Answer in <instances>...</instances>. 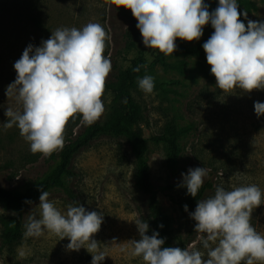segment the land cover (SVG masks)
I'll return each instance as SVG.
<instances>
[{
    "label": "rangeland",
    "instance_id": "obj_1",
    "mask_svg": "<svg viewBox=\"0 0 264 264\" xmlns=\"http://www.w3.org/2000/svg\"><path fill=\"white\" fill-rule=\"evenodd\" d=\"M237 2L246 24L248 20L264 22V0ZM204 3L212 13L219 0ZM102 5L104 0H0V185L25 192L50 172L52 164L50 156L31 152L18 127H3L9 119L5 115L7 108L23 111L15 89L12 95H6L18 75L14 64L29 45L41 47L58 28L82 29L90 22L99 23L107 33L104 56L112 65L107 83L132 66L138 50L143 51L147 68L136 72L135 86L127 91L129 97L125 94L117 101L112 93L104 92L105 111L96 123L109 125L116 110L129 101L139 113L132 128L144 138L150 140L167 126L185 130L179 140L182 151L172 164L167 160L166 145L149 141L151 180L173 245H192L207 259V249L200 243L196 221L190 215L196 209L187 206L185 211L183 205L190 195L181 186L182 174H187L189 168L208 170L203 184L210 182L213 188L202 200L214 196L217 187L232 190L255 184L264 194V116L258 117L254 108L255 102L264 103V90L224 92L217 87L206 58L180 52L185 42L190 49L205 53L203 45L215 31L210 23L197 41L177 39V50L161 61L157 57L161 53L145 47L138 27L125 20L115 6L109 10ZM244 12L248 13L247 19ZM130 39L136 47L129 49ZM145 75L154 77L153 94L146 95L139 89L137 80ZM86 126L79 116L70 120L64 144ZM70 170L72 175L64 174L61 186L47 191L49 200L62 214L69 204H80L89 212L103 215L101 229L93 237L106 254L101 264H145L131 254V240L140 239L137 220L146 221V234H152L147 196L138 187L130 146L109 131L101 132L89 147L73 157ZM39 204L40 199L26 205L25 224L29 214L38 216ZM3 216L16 217L18 212L0 200V218ZM250 222L257 233L264 235V197L261 205L252 209ZM2 232L0 223V264H92L87 249H67L68 238L60 240L48 233L25 238L23 234L18 244L7 245Z\"/></svg>",
    "mask_w": 264,
    "mask_h": 264
},
{
    "label": "clouds",
    "instance_id": "obj_2",
    "mask_svg": "<svg viewBox=\"0 0 264 264\" xmlns=\"http://www.w3.org/2000/svg\"><path fill=\"white\" fill-rule=\"evenodd\" d=\"M104 5L109 10L112 6L130 10L145 47L165 56L177 50V39L199 40L210 23L215 31L203 48L217 87L224 92L264 90V22L248 20L246 27L237 0H219L212 13L204 0H104ZM243 16L247 19L248 13ZM106 38L99 23L90 22L82 29L58 28L41 47L29 45L14 64L18 75L6 95L15 89L23 111L7 108L9 119L3 127H18L33 154L48 157L62 149L66 126L73 118L79 116L82 123L92 125L102 117V98L112 68L104 56ZM141 67L146 69L147 65L133 71L140 72ZM137 83L146 95L153 94V76L138 78ZM254 108L258 117L264 116V103L257 101ZM207 175L204 167L189 168L182 174L181 186L195 198ZM40 191L39 214H29L24 237L39 238L48 233L60 240L68 238L67 249L85 248L92 255V264H101L106 254L93 237L101 229L103 215L80 204H69L62 214L49 200L50 193ZM262 197L260 188L253 184L232 190L217 187L214 196L198 201L190 215L196 221L198 239L207 249V259L192 245L164 247L165 240L158 232L146 234L149 225L142 219L136 221L140 239L131 240V254L145 264H264V235L250 222L252 209L261 205Z\"/></svg>",
    "mask_w": 264,
    "mask_h": 264
},
{
    "label": "trees",
    "instance_id": "obj_3",
    "mask_svg": "<svg viewBox=\"0 0 264 264\" xmlns=\"http://www.w3.org/2000/svg\"><path fill=\"white\" fill-rule=\"evenodd\" d=\"M206 1V0H204ZM118 13L132 26L137 27L138 21L132 15L130 10L117 8ZM241 21L247 27L244 20ZM136 47L134 40L130 39L128 48ZM158 51V50H157ZM159 52V51H158ZM181 53H194L202 58H206V53L200 52L197 49H190L184 42ZM159 60L163 61L167 56L157 55ZM132 66L122 72L121 75L113 82H106L105 92L112 93L116 100H121L130 88L135 86V75L136 72L133 68L141 65H145L144 53L142 50H138L137 56L131 61ZM142 68V67H141ZM183 68V67H181ZM136 117H139V113L136 111L135 106L129 101L124 105L123 108L116 110L111 123L107 126L94 123L87 125L84 129L80 130L69 142L63 145V148L54 152L50 156V172L40 179L35 186L29 188L25 192H21L16 189L6 188L0 185V200L6 204L14 207L18 212V216L10 217L3 216L0 218V223L3 227L2 238L3 242L7 245L18 244L23 238L24 225H25V213H26V201H36L40 199L42 188L44 191H48L52 187L61 186L62 176L64 174L72 175L70 166L73 157L78 154L81 150L89 147L94 142L101 132L109 131L114 136L123 139L131 149L133 156L137 184L141 192L147 196V211L150 219V230L158 232L159 237L165 240L164 247H175L168 236L169 227L162 214L161 207L158 204L157 192L154 189L150 165L148 160L149 153V141L155 144H165L167 147V160L169 163H174L177 157L181 153V147L179 140L184 134L185 130H179L176 126H167L163 133L153 136L150 140L143 137V135L132 128V123ZM212 183L208 182L202 185L197 196L194 198L191 195L188 200L183 203L192 209H196L198 201L202 200L207 191L212 189ZM174 200L173 197H170ZM163 227H160V226ZM187 247V244L182 243L180 248Z\"/></svg>",
    "mask_w": 264,
    "mask_h": 264
}]
</instances>
